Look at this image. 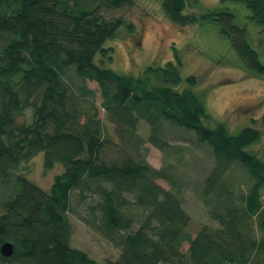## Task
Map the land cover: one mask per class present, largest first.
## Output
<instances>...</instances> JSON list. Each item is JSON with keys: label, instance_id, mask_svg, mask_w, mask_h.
<instances>
[{"label": "trees", "instance_id": "obj_1", "mask_svg": "<svg viewBox=\"0 0 264 264\" xmlns=\"http://www.w3.org/2000/svg\"><path fill=\"white\" fill-rule=\"evenodd\" d=\"M132 1L0 0V195L6 196L0 247L13 245L11 256L0 253V264H99L70 245L69 213L119 249L106 264H264V161L250 151L258 131L232 135L214 122L197 78L183 77L175 51L174 61L146 65L136 76L111 69L115 49L109 44L122 30L134 33L133 24L112 11ZM227 2L243 6L250 23L264 30V0H221ZM161 3L177 27L218 22L248 70L264 75L230 10L197 18L187 0ZM90 82L98 87L99 108ZM29 109L30 121L21 122ZM162 121L208 145L214 158L201 198L215 227L203 225L195 235L177 181L148 165L138 134L147 124V142L167 149L159 137ZM260 123L264 129V115ZM37 154L45 170L62 168L48 189L15 173ZM235 166L247 172L250 187L232 184L228 172Z\"/></svg>", "mask_w": 264, "mask_h": 264}, {"label": "rangeland", "instance_id": "obj_2", "mask_svg": "<svg viewBox=\"0 0 264 264\" xmlns=\"http://www.w3.org/2000/svg\"><path fill=\"white\" fill-rule=\"evenodd\" d=\"M187 3L188 13L197 18L206 12L230 10L235 16V23L246 29L247 38L264 66V30L250 23L243 6L229 2L224 4L221 0H187ZM112 14L134 26L133 36H127L126 30H122L118 33L120 36L109 44L115 49L109 64L112 70L136 76L146 65L174 61L175 51L182 63L180 70L183 77L191 75L197 78V91L203 95L207 113L214 122L223 123L232 135L246 128L258 131V141L250 147V151L264 161V129L260 123L264 115V75L248 70L230 41L220 35L218 22L199 20L193 25L177 27L164 14L161 0H133L130 6L112 11ZM88 86L95 91L99 108L101 98L98 87L93 82ZM99 111L102 117L101 108ZM31 116L32 111L25 110L19 120L30 121ZM149 132L148 125L142 122L138 134L146 141V161L152 168L168 170L177 181L183 209L191 220L190 232L195 235L206 224L215 227L201 198L202 183L214 166L210 147L195 142L189 133L162 121L159 137L168 145L162 151L147 142ZM61 171V166L45 170L43 155L37 154L21 162L15 173L48 189L54 176ZM228 173L232 184L238 185L239 189L250 187L253 183L247 172L238 166ZM157 183L165 190H175L168 180ZM3 188L1 185L0 193ZM4 194L0 195V211L1 201L6 198ZM260 194L264 204V187ZM84 207L81 203L80 213ZM134 213L137 216L140 212ZM68 218L72 225L70 245L73 248L86 252L99 264L118 258V248L90 230L75 214L69 213ZM187 248L188 245L184 244V253Z\"/></svg>", "mask_w": 264, "mask_h": 264}, {"label": "water", "instance_id": "obj_3", "mask_svg": "<svg viewBox=\"0 0 264 264\" xmlns=\"http://www.w3.org/2000/svg\"><path fill=\"white\" fill-rule=\"evenodd\" d=\"M0 253L4 257H9L13 253V245L10 242H4L0 247Z\"/></svg>", "mask_w": 264, "mask_h": 264}]
</instances>
